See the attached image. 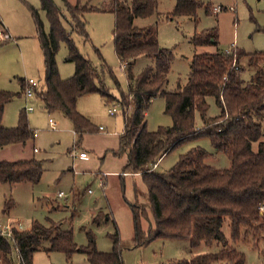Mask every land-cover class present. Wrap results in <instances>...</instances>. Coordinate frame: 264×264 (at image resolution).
<instances>
[{"label": "trees", "instance_id": "obj_1", "mask_svg": "<svg viewBox=\"0 0 264 264\" xmlns=\"http://www.w3.org/2000/svg\"><path fill=\"white\" fill-rule=\"evenodd\" d=\"M50 30H44L39 10L31 5L37 38L44 54L45 86L35 91L49 115L62 113L74 126L79 142L95 126L79 113L78 100L87 94L98 93L106 103L115 97L104 82L100 70L76 46L73 34L86 32L85 14L92 11L89 4L62 0L66 13L53 0H40ZM158 0H132L127 4L112 0L108 10L115 15V52L123 65L130 67L137 58L147 56L152 63L139 75H129L128 92L119 101L124 110L125 130L120 138L118 154H126L128 162L124 174L141 175L147 187L148 207L131 205L134 214L135 245L144 247L157 239H188L193 249L214 247L213 252L188 259L172 260L169 264H246L241 245L260 249L264 242V52L248 54L236 49L231 54L218 51L196 55L185 86L177 91L164 89L172 70L173 54L160 46L156 29L139 28L137 18L157 14ZM204 4L199 0H177L173 17L187 16L197 20V12ZM207 13H212L209 5ZM69 26H67V24ZM7 41V40H5ZM4 41V42H5ZM0 42V45L2 43ZM68 46L67 63L75 65V74L62 79L57 55L61 44ZM195 46H219L216 29L197 34ZM248 58L253 73L246 81L241 61ZM115 82H119L108 70ZM22 95L27 87L20 79ZM16 94L0 90V150L26 145L35 139L25 111L19 115L16 127L3 126L6 106ZM165 100V113L173 118V126L150 132L146 127V113L157 98ZM214 97L221 112L207 118L208 98ZM196 113L203 119L197 128ZM200 137H209L215 150L230 161L227 169L206 164L212 157L201 148L181 156L179 162L166 172L155 166L180 144ZM258 143V150L254 144ZM44 173V163L37 159L0 162V183L38 184ZM11 202L7 204L10 209ZM101 215L96 218L99 222ZM143 221L149 230H142ZM89 244L79 247L71 231L61 230V224L49 226L34 223L31 229L15 230L8 238L0 235V264H34V255L76 253L86 255L89 264H124L118 234L110 253L98 251L95 238L88 234Z\"/></svg>", "mask_w": 264, "mask_h": 264}, {"label": "rangeland", "instance_id": "obj_2", "mask_svg": "<svg viewBox=\"0 0 264 264\" xmlns=\"http://www.w3.org/2000/svg\"><path fill=\"white\" fill-rule=\"evenodd\" d=\"M53 1L66 13L62 0ZM111 1L81 0L92 10L84 16L88 38L79 33L73 34L80 53L98 69H104L105 85L116 99L106 103L100 94L93 93L78 100L79 113L96 128L95 132L85 134L79 142L69 118L62 113L49 115L36 97L28 99L24 93L17 95L21 92L20 79H33L40 86H45L44 54L37 38L34 18L28 9L31 5L39 10L44 30L49 32V22L41 10V1L0 0V22L7 24L13 37L5 42L0 40L4 42L0 45V90L16 94L5 109L2 124L6 128L16 127L20 113L25 111L35 131V139L26 145L0 150V162L37 159L44 163L42 179L36 185L0 183V226L11 221L17 226L21 224L22 230H28L36 222L47 226L61 224V230L73 233L79 247H86L89 244L88 234H92L98 251L103 253L113 251L114 237L118 234L124 264H169L172 260L213 252L216 250L214 247L193 249L188 239H157L144 247L135 245L131 205L148 207L147 187L141 175H123L128 157L118 154L120 138L125 130L124 110L119 101L128 92V74L139 75L152 61L147 56H141L130 67H123L115 52L113 32L116 18L108 10ZM121 1L130 4L132 0ZM199 1L204 7L198 10L197 20L187 16L173 17L177 0H158L157 14L134 21L139 28L153 26L160 46L173 54L172 70L164 86L167 91H177L180 86L186 85L196 55L222 52L232 46L233 51L238 48L248 54L264 52V0ZM207 5L212 13L206 12ZM216 7H221L222 11L216 13ZM212 29L217 30L219 46H195V36ZM0 30H4L2 23ZM67 56L68 46L62 43L57 63L64 80L75 74V65L66 62ZM243 61L245 70L242 77L248 81L253 71L248 66V58ZM108 70L114 73L119 85ZM208 104L207 118L218 116L221 109L216 99L208 98ZM29 107L34 110L28 111ZM113 109L116 113L110 114L109 110ZM50 119L56 122L55 129L50 126ZM196 125L198 129L203 127L199 113H196ZM172 126L173 118L165 113V100L160 97L155 99L146 113L147 130L155 132L161 127ZM197 148L213 155L206 161L207 165L221 170L230 167L227 156L215 150L210 138L200 137L180 144L160 160L155 170H170L181 156ZM254 150H258V143L254 144ZM81 152L87 153L88 157L79 158ZM73 153L77 154L76 158ZM104 172L119 173L104 175ZM101 180L104 181V188L99 185ZM60 192L65 197L59 198ZM8 202L11 206L7 210ZM100 215L102 219L96 222ZM142 230H149L148 222L143 221ZM240 251L246 255V264H264V242L259 250L242 244ZM33 263L89 264L83 253L68 257L63 253L45 252L36 253Z\"/></svg>", "mask_w": 264, "mask_h": 264}, {"label": "built area", "instance_id": "obj_3", "mask_svg": "<svg viewBox=\"0 0 264 264\" xmlns=\"http://www.w3.org/2000/svg\"><path fill=\"white\" fill-rule=\"evenodd\" d=\"M220 11H222V8L221 7H216L215 8V12L216 13H219ZM8 39H11V37L9 36V34H7L6 32H4L3 30H0V40H8ZM233 47H230L226 50H224V53L226 54H231L233 53ZM36 90H41V87L39 85V82L38 81H35L33 79H30V80H27V87H26V90L24 92V95L26 96V98H33L35 97V91ZM34 108L33 107H29L28 108V111H33ZM109 113L110 114H114L116 113V109H113V110H109ZM50 126L55 129L56 127V122L53 120V119H50ZM101 131H103V128L101 127L100 128ZM73 157H77V154L76 153H73ZM79 158H82V159H85L88 157V154L85 153V152H81L79 155H78ZM101 187L104 188V184L101 183ZM58 197L59 198H63L65 197V194L63 192H60L58 194ZM261 211L264 212V207L261 208ZM23 229V226L20 225H15L14 222H11L9 221L8 224L6 225H2L0 226V235L1 236H5V237H8V238H12L14 236V231L15 230H22Z\"/></svg>", "mask_w": 264, "mask_h": 264}, {"label": "crops", "instance_id": "obj_4", "mask_svg": "<svg viewBox=\"0 0 264 264\" xmlns=\"http://www.w3.org/2000/svg\"><path fill=\"white\" fill-rule=\"evenodd\" d=\"M0 23H2V26L4 27V32H6L7 34H9V36L11 37V38H13L12 37V35H11V32H10V28L7 26V24H5L4 22H0ZM0 42H2V41H0ZM245 64V62L242 60V65H244ZM123 67H127V65L125 64V65H123ZM25 79V81L27 82V79L26 78H24ZM39 85H40V83H39ZM41 87V89H42V87L44 88V86H40ZM10 104V103H9ZM8 104V105H9ZM7 105V106H8ZM6 106V107H7ZM6 109V108H5ZM5 126H7V125H5ZM101 128V127H100ZM99 128V129H100ZM11 147V146H10ZM7 148H9V147H7ZM7 148H5V149H7ZM35 151H37V149H35ZM119 172H104V175H110V174H118ZM123 175H126V174H124V172H123ZM101 183H103L104 184V181H100V183H99V185H100V187H101Z\"/></svg>", "mask_w": 264, "mask_h": 264}]
</instances>
